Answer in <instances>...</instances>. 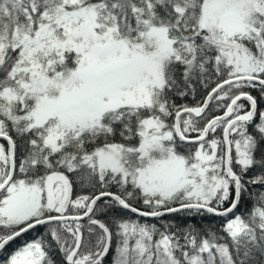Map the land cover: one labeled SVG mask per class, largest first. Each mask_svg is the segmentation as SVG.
<instances>
[{
    "label": "snow or ice",
    "instance_id": "1",
    "mask_svg": "<svg viewBox=\"0 0 264 264\" xmlns=\"http://www.w3.org/2000/svg\"><path fill=\"white\" fill-rule=\"evenodd\" d=\"M0 264H264V0H0Z\"/></svg>",
    "mask_w": 264,
    "mask_h": 264
}]
</instances>
